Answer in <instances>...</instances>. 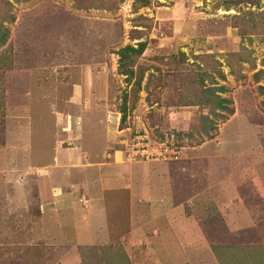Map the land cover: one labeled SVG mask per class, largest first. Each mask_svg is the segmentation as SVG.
I'll return each mask as SVG.
<instances>
[{
  "label": "rangeland",
  "instance_id": "rangeland-1",
  "mask_svg": "<svg viewBox=\"0 0 264 264\" xmlns=\"http://www.w3.org/2000/svg\"><path fill=\"white\" fill-rule=\"evenodd\" d=\"M0 37V264H264V0H0ZM150 139L180 148L182 236L154 218L103 241L45 236L42 178L71 174L73 202L82 163L167 161L141 156Z\"/></svg>",
  "mask_w": 264,
  "mask_h": 264
},
{
  "label": "crops",
  "instance_id": "crops-1",
  "mask_svg": "<svg viewBox=\"0 0 264 264\" xmlns=\"http://www.w3.org/2000/svg\"><path fill=\"white\" fill-rule=\"evenodd\" d=\"M88 129L92 131L93 127L89 126ZM92 132L94 134L96 133V130ZM95 139L96 134L90 137L87 141L89 144L94 145L96 143L94 142ZM77 151L78 155L76 154L75 157L70 159L76 160V167H78L77 164L82 162L81 159H83L84 153H90L81 147H79ZM77 151L75 153H77ZM103 155L104 156L102 157H105V152H103ZM165 159L167 161L160 162L158 165L161 167L158 166V168H151V166L148 167L137 164V166L135 165L133 167H125L124 165L118 167L106 166L104 168L99 167L98 169L91 170L94 168H85L86 166L89 167V165L82 163L81 165L83 167L75 168L80 169V171L83 172V175L81 176V181H78L79 184L75 185V190H73V194L76 196V198H74L75 200L73 201L74 203L72 202L73 195L71 194V191H67L66 188L68 184L67 182H70L69 176L71 174L63 175L61 172L57 173V176L54 177V180L59 179L56 182L60 183L61 185H58L56 182L51 184V180L47 181L45 178H42L41 182L37 183L38 188L36 189L41 190L43 188V191L47 194L49 191L52 192V197H48L46 194L47 199H44L45 206L56 205V208L60 210L65 208L58 214L55 206V210L46 209L45 207L47 213L41 216L43 220L40 217V220L43 221V232L45 233V236L51 238L59 236L63 237L67 235L64 232L70 227L71 231H68L73 232L77 230V233L79 234L77 237L79 238L84 239L85 236H89L93 240L97 238L103 241L104 239L107 240L110 238V236L116 235V233L120 230L121 233L122 230L127 227V221L129 222V219H131V224L133 223L134 225L138 223V225H140L144 221H148L150 224L151 219L153 218L156 220V222H159L158 225L161 226L159 229H161V232L165 233V237H168V234L169 236L172 234H176L175 236H182L180 230L186 227L187 222L191 223V221H189L190 217L188 215L181 217L182 213L180 207L182 204H174V201L172 203L173 195L171 196L170 193V190L173 188V173L170 169V161L175 163V160H182V158H180L178 154L177 157L171 156ZM105 160L108 159L105 157ZM56 161L60 162L57 157ZM68 162L69 160L67 163ZM61 163L63 164V168L69 166L65 162ZM107 165L109 164L107 163ZM136 167L138 172H134ZM72 169L73 171H76L74 168ZM176 169L181 172L185 170L188 172L189 168L187 165L186 167L181 165ZM142 170L147 174H144ZM109 173L114 174L110 178L109 176L106 177L105 175ZM89 174L91 175L86 177ZM186 174L189 175L188 173ZM85 180H87V182ZM86 194L89 196V199L87 200V208L81 206V201L84 200L82 196H85ZM68 205L73 206L69 207ZM120 205L123 212L122 219L119 218L118 215V207ZM158 212H161L162 214L160 217L168 220V225L166 226L167 229L169 228L168 232L166 231L163 224H161L162 219L157 216ZM153 213L155 214L153 215ZM145 218L146 220H144ZM120 219L123 221L125 219V221L120 223ZM84 223L85 226L82 227ZM81 229L86 231L82 237L80 236ZM30 230L32 233L33 227H31ZM201 233L202 234H197V236L204 237V231ZM39 241L40 239L38 240V244ZM49 241L52 242L54 240L50 239ZM45 243H47V241H45ZM47 244V246L50 247L52 244H54V242ZM36 248H38L40 251L43 250L37 246Z\"/></svg>",
  "mask_w": 264,
  "mask_h": 264
},
{
  "label": "built area",
  "instance_id": "built-area-1",
  "mask_svg": "<svg viewBox=\"0 0 264 264\" xmlns=\"http://www.w3.org/2000/svg\"><path fill=\"white\" fill-rule=\"evenodd\" d=\"M142 148H144V151L141 152V156L146 155L147 158L150 157V154L153 156L164 155V158H169L171 156L177 157V155L180 153V148L178 146H163L152 139H150V141L144 142ZM136 152H138V150H136Z\"/></svg>",
  "mask_w": 264,
  "mask_h": 264
},
{
  "label": "trees",
  "instance_id": "trees-1",
  "mask_svg": "<svg viewBox=\"0 0 264 264\" xmlns=\"http://www.w3.org/2000/svg\"><path fill=\"white\" fill-rule=\"evenodd\" d=\"M4 37H0V41H3ZM146 43L145 42H140L137 47H133L130 45H127L121 49L118 50V53L120 54L121 59H124L128 56V52L130 51L131 53H137L141 54L145 50ZM223 89V88H221ZM224 99H221L220 105L225 108V105L222 103ZM121 112H122V121L126 120L127 117V106L126 103L123 104L121 107Z\"/></svg>",
  "mask_w": 264,
  "mask_h": 264
}]
</instances>
